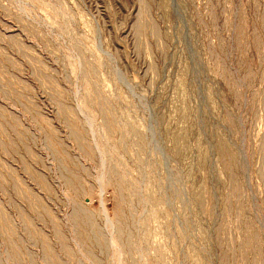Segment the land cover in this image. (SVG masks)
I'll return each mask as SVG.
<instances>
[{"label": "rangeland", "instance_id": "obj_1", "mask_svg": "<svg viewBox=\"0 0 264 264\" xmlns=\"http://www.w3.org/2000/svg\"><path fill=\"white\" fill-rule=\"evenodd\" d=\"M0 264H264V0H0Z\"/></svg>", "mask_w": 264, "mask_h": 264}]
</instances>
